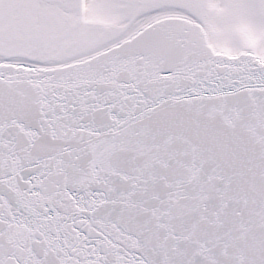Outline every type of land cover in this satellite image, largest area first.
<instances>
[{
  "label": "snow or ice",
  "instance_id": "6c2138e0",
  "mask_svg": "<svg viewBox=\"0 0 264 264\" xmlns=\"http://www.w3.org/2000/svg\"><path fill=\"white\" fill-rule=\"evenodd\" d=\"M0 264H264V0H0Z\"/></svg>",
  "mask_w": 264,
  "mask_h": 264
}]
</instances>
